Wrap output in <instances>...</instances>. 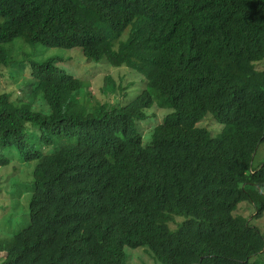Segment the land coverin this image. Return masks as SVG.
I'll use <instances>...</instances> for the list:
<instances>
[{"label": "trees", "instance_id": "16d2710c", "mask_svg": "<svg viewBox=\"0 0 264 264\" xmlns=\"http://www.w3.org/2000/svg\"><path fill=\"white\" fill-rule=\"evenodd\" d=\"M25 44L129 75L102 78L99 99L53 60L15 76L9 51ZM262 62L264 0H0V78L22 94L0 86V169L32 177L0 187V264H127L126 248L159 264H257L264 237L232 213L255 200L252 218L264 212Z\"/></svg>", "mask_w": 264, "mask_h": 264}, {"label": "rangeland", "instance_id": "374dc122", "mask_svg": "<svg viewBox=\"0 0 264 264\" xmlns=\"http://www.w3.org/2000/svg\"><path fill=\"white\" fill-rule=\"evenodd\" d=\"M124 35L122 36L121 40H124ZM22 48H14L9 51V61L7 66L11 68H16V72L13 75L18 76L20 70L15 67L21 64H25L27 60L36 63H43L47 61H54V67L62 72L71 74L76 77H81L87 80L90 83V93L95 99L100 98L99 88L102 86V78L106 76H110L114 81H117L118 76H126L128 74L127 70L120 69H112L111 67L107 66L106 64H93L89 63L83 57V54L80 49L74 50H64V49H57V48H47L44 46L39 45H31L25 44L21 46ZM82 59V62L80 61ZM80 62V63H79ZM15 65V66H14ZM256 68L258 70H264V62L257 64ZM9 70H3L2 72L8 73ZM129 75V74H128ZM137 79L138 83L134 86L135 89H139L140 87V74L134 73L129 79H125L123 85L127 88L128 92L127 95L131 96L132 94V83ZM0 86L1 90L5 91L8 94H11L13 97H22L20 89H17L15 84L9 80L7 75L5 74L4 77L0 78ZM123 87V86H122ZM24 102L26 100L24 99ZM159 114L161 111L158 112ZM157 121H160L158 118ZM149 123V122H148ZM199 126L205 127L206 129H210L212 134H215L214 130L217 129L215 126V122L212 121L211 118H207L204 120L202 124ZM151 128L149 124H142L141 129L143 131H147ZM218 127V131H219ZM212 136V135H211ZM215 137V136H212ZM147 140L144 141L146 144ZM264 161V145L256 152L253 160V166H258ZM31 170L33 169V164L29 165ZM13 176L11 180H16L18 183L25 182L27 184L31 183V171L29 168L25 166H15L14 168L9 167L6 169H0V187H6L5 183L7 177ZM10 180V181H11ZM17 186V185H16ZM22 192H26L24 189H21ZM262 198H264V191L256 192ZM20 198V196H19ZM259 200H255L253 203L243 202L237 206V209L232 213V216L241 215L245 219L251 222V226L255 227L259 230V232L264 237V212L262 213L261 217L258 219H253L252 217L256 215L257 207L259 206ZM8 202L6 201V196L0 193V216L5 214L8 209ZM183 220V218H181ZM19 230V229H18ZM16 226L11 225L10 228L7 230V233L15 234ZM3 235L0 232V240L3 239ZM126 256V263L127 264H159L156 263L149 250L147 249H125L124 250ZM4 257L3 254L0 253V259ZM253 262L257 264H264V254L259 255L253 259Z\"/></svg>", "mask_w": 264, "mask_h": 264}, {"label": "clouds", "instance_id": "9594fccd", "mask_svg": "<svg viewBox=\"0 0 264 264\" xmlns=\"http://www.w3.org/2000/svg\"><path fill=\"white\" fill-rule=\"evenodd\" d=\"M81 50V49H80ZM82 52V51H81ZM65 74H67V73H65ZM69 75H71V74H69ZM73 76V75H72ZM24 98H26V99H28V103L30 104V102H33V101H40L39 100V98L38 97H34V98H32V96L31 95H29L28 97H24Z\"/></svg>", "mask_w": 264, "mask_h": 264}]
</instances>
